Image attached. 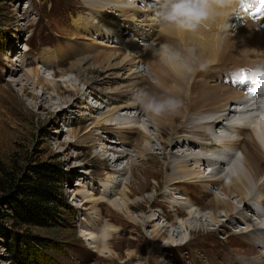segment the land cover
Wrapping results in <instances>:
<instances>
[{"label": "bare ground", "instance_id": "6f19581e", "mask_svg": "<svg viewBox=\"0 0 264 264\" xmlns=\"http://www.w3.org/2000/svg\"><path fill=\"white\" fill-rule=\"evenodd\" d=\"M144 2L146 0L86 2L88 7L94 8L95 17L79 18L74 24L79 31L94 32L115 43L106 42L109 44L106 47L108 52L100 51L99 43L85 38L87 43L76 48L85 47L88 49L86 53L69 49H59L56 56L43 53L42 61L51 70L53 68L54 75L56 67L70 58L68 69L61 71L63 75L67 71L72 72L79 86L57 90V84L41 76L39 66L26 70L24 77L13 82L20 84L26 93L30 86H51L53 93L59 97V103H54L46 93L42 97H33L35 100L49 101L51 105H69V94L82 100L87 92L105 102L104 108L90 106V114L95 115L92 117L94 123L85 136L90 142L100 143L105 148L102 154L111 162L107 165L108 173H103L99 180L104 196H91L92 193L84 196L78 189L73 191L75 198L84 199L85 204L94 202L95 206L108 203L114 211L108 221L134 224L139 228L152 226L150 244L153 247L171 227L172 235H167L164 243L167 247L189 243L193 233H206L211 225L216 231L222 226L234 225L238 228V240L246 246V252L236 258L237 262L264 264V122L259 121V115L264 112V92L259 89L255 94H249L247 89L252 86L251 81L245 80L241 84L235 77L238 72L247 75L250 68L264 64V11L250 19L241 1L231 0L229 5L219 7L214 18L195 32L177 30L172 26V35L178 36L179 41L172 35L167 38L156 36L160 26L159 9L147 5L145 8L139 7ZM108 11H112L109 12L111 19L106 18ZM233 25L236 26L235 30ZM123 29L130 34L124 41L121 37L126 30ZM223 30L230 34L235 31V35L231 39L225 37L221 40ZM185 38L191 40L186 41ZM180 42H184L183 45ZM164 43L181 50L189 47L196 49L199 62L205 64L204 69L194 75H177L155 55ZM207 53H211L210 58L205 57ZM56 58L60 60L55 62ZM227 64L231 70L226 74L212 72L215 66L225 67ZM18 69L13 67L12 75L17 74ZM141 90L158 97L177 96L183 101V106L175 115L153 116L143 111L136 101ZM109 105L113 106L108 108ZM136 133L139 134L138 139L134 144L130 143V138ZM110 136L114 140L110 141ZM174 148L178 150L174 152ZM154 149L167 160L162 169L167 190L183 191L181 186H189L201 189V199L209 195L212 200L201 207L193 197L172 198L168 194L169 212L174 219L167 222L169 214L165 213L132 215L136 205L126 197V193L132 194L126 187L130 183L128 177L131 175L133 178L134 167L140 159L144 162L142 166L148 175H144L147 180L150 176H161L162 171L155 166L146 168ZM122 161H126L125 165L117 168L116 164ZM122 181L125 185L119 189ZM77 185L84 186L79 181ZM159 186L161 182H157L155 194ZM159 203L163 205L161 201ZM246 207L255 209L254 217L252 214H241ZM97 219H100V215ZM162 219V222L166 221L165 225ZM100 223L96 221L87 226L93 229ZM117 230L113 231L106 224L100 240L101 253L108 252L106 246L113 240L118 241L120 247H136L135 243H139L138 240L126 238L122 229ZM113 232L119 236L114 237ZM87 235H90L88 240L99 241V237L91 233ZM124 263L131 264L132 261Z\"/></svg>", "mask_w": 264, "mask_h": 264}, {"label": "rangeland", "instance_id": "374dc122", "mask_svg": "<svg viewBox=\"0 0 264 264\" xmlns=\"http://www.w3.org/2000/svg\"><path fill=\"white\" fill-rule=\"evenodd\" d=\"M87 1L90 0H0L1 221L12 232L22 233L31 240L37 238L42 243V246L29 247L26 251L27 257L24 259L19 258L21 255H15L7 247L5 248V245H0V264H126L124 262L127 261H132L131 264H237L236 258L244 251L246 252V246L238 240L236 235L238 228L234 225L222 226L217 231L211 225L213 228L209 226L207 229L209 231L206 233H193L189 243L167 247L164 243L167 235H172L171 227L168 228L166 236L160 238L157 245L153 247L150 244L152 226L144 225L139 228L134 224H117L108 221L114 213L108 203L95 206L94 202L85 204L84 199L74 197L73 191L78 189L84 193V196H90V193H92L91 196H104L99 180L103 173H108L107 165L111 162L102 154L105 148H102L103 146L98 142L86 140L85 136L93 128L94 123L92 117L95 115L90 114V106H94L95 109L104 108L105 102L91 92H87L82 100H77L73 94H69L68 100H71L69 105H51L49 101L43 102L33 98L42 97L43 93H46L47 96L52 97L54 103H59L57 102L59 97L53 93L51 86L42 84L34 88L30 86L26 93L21 89L20 84L13 81L24 77L26 70L39 66L41 76L57 84V90H69L72 85L79 86V83L74 81L72 72L67 71L63 75L61 71L68 69L70 58L64 60V64L60 67H56L54 75L53 68L51 70L48 65L44 64L42 57L43 53L56 56L59 49L86 53L88 49L85 47L76 48L80 44L87 43L85 38L92 39L96 44L99 43L100 51L105 53L108 52L106 47L109 46L106 42L115 44L110 39L107 41L101 38L97 33L77 30L74 22L79 18L84 20L95 17L94 8L88 7ZM146 5L158 9L156 0H146L139 7L145 8ZM109 12L112 11H108V14L106 12L107 19L112 18ZM234 27L235 30L236 26ZM173 32L172 26H164L160 22L156 36L167 38ZM223 32L224 34H220L221 40L225 37L231 39L235 35V31L231 33L232 35L226 30ZM122 34V41L127 40L130 35L127 30ZM174 38L181 41L178 36ZM139 40L138 42L143 44L147 43V41ZM185 40L190 41L191 39L185 38ZM210 56L211 53L205 55L209 58ZM59 60L56 58L55 62ZM15 66L19 68V72L12 75L11 71ZM230 70L231 66L228 64L225 67L217 65L212 72L226 74ZM112 106L109 105L108 108ZM138 137V133L133 134L129 142L134 144ZM109 140L114 139L110 136ZM177 150L178 148L173 149L174 152ZM153 152L147 160L146 168L155 166L162 171L161 176H150L147 180L144 175H148L142 166L144 162L140 159L137 160L138 165L134 167L133 178L131 175L128 177L130 183L126 187L132 194L127 195L126 193V197L136 205L132 210V215L140 216L143 212L146 214L153 212L158 215L165 213L169 214L167 222L174 219V215L169 212L168 194L172 198L176 196L193 197L201 207L212 200L209 195L201 199V189L189 186H181V188L183 191L191 192L190 194L169 188L167 190L165 173L162 170L167 160L157 149ZM125 162H119L116 167H123ZM41 163L56 166L61 172V179L64 180L58 184L61 194L54 202L57 207L56 216L45 226L19 224L9 216L12 213L6 202L9 192L4 187L12 180L28 181L34 174V167ZM77 181L83 183L84 186L78 187ZM157 182H161V186L155 194ZM124 185L122 181L119 189ZM158 201H161L164 206ZM88 207L91 208L87 209ZM254 210L246 207L241 214H252L253 216ZM119 213L124 214L120 211ZM99 215L100 219H97ZM179 218L182 219V216ZM96 221L101 222L98 227L91 229L87 226L88 224L93 225ZM107 223L113 231L122 229L126 238L138 240L139 243H135L137 248L120 247L118 241L113 240L106 246L108 252L101 253L103 248L100 240H102L101 237L104 235L103 231ZM162 223L165 225L166 221ZM88 233L99 237V241L88 240L90 237ZM118 236L117 233L114 234V237ZM108 237L109 234L106 235V239Z\"/></svg>", "mask_w": 264, "mask_h": 264}, {"label": "clouds", "instance_id": "9594fccd", "mask_svg": "<svg viewBox=\"0 0 264 264\" xmlns=\"http://www.w3.org/2000/svg\"><path fill=\"white\" fill-rule=\"evenodd\" d=\"M231 0H156L157 15L162 25L174 26L177 30L197 31L205 22L214 18L219 7L227 6ZM155 55L177 75H194L203 70L205 64L198 60L194 48L176 49L172 45L161 44ZM249 71L261 81L264 88V64H257ZM136 101L146 113L161 117L166 114L175 115L183 106V101L177 96H155L141 90ZM259 121L264 122V112L259 115Z\"/></svg>", "mask_w": 264, "mask_h": 264}, {"label": "trees", "instance_id": "16d2710c", "mask_svg": "<svg viewBox=\"0 0 264 264\" xmlns=\"http://www.w3.org/2000/svg\"><path fill=\"white\" fill-rule=\"evenodd\" d=\"M33 173L28 181L12 180L4 187L9 192L6 197L12 212L9 216L19 224L45 226L56 216L57 207L54 202L61 194L58 184L64 180L61 179L60 170L50 163L38 164L34 167ZM0 245H5V248L24 259L27 257L26 251L29 247L42 246V243L37 238L31 240L22 233L12 232L1 221L0 215Z\"/></svg>", "mask_w": 264, "mask_h": 264}, {"label": "snow or ice", "instance_id": "6c2138e0", "mask_svg": "<svg viewBox=\"0 0 264 264\" xmlns=\"http://www.w3.org/2000/svg\"><path fill=\"white\" fill-rule=\"evenodd\" d=\"M255 2L259 5V7L256 8V13L264 11V0H255ZM241 4L243 10L246 13L249 12L250 8L252 7V4L245 2V0H241ZM235 77L240 81L241 84H243L245 80L251 81L252 86L247 89L249 94H255L259 89H264L262 88L261 81L257 79L251 72H249L247 75L238 72L235 74Z\"/></svg>", "mask_w": 264, "mask_h": 264}]
</instances>
